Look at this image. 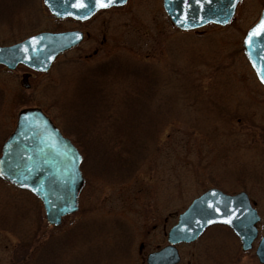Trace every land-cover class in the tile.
I'll list each match as a JSON object with an SVG mask.
<instances>
[{
    "label": "rangeland",
    "instance_id": "374dc122",
    "mask_svg": "<svg viewBox=\"0 0 264 264\" xmlns=\"http://www.w3.org/2000/svg\"><path fill=\"white\" fill-rule=\"evenodd\" d=\"M241 3L228 25L183 31L163 0H128L86 22L57 20L43 0H0V44L44 30L85 33L46 72L0 65V155L19 111L41 107L82 149L84 176L78 210L56 226L38 197L0 177V264H147L180 212L212 187L248 193L258 238L245 251L216 225L178 244L177 264H261L264 85L242 42L264 0ZM116 139L148 148L129 179L137 159L132 148L119 160Z\"/></svg>",
    "mask_w": 264,
    "mask_h": 264
},
{
    "label": "water",
    "instance_id": "95a60500",
    "mask_svg": "<svg viewBox=\"0 0 264 264\" xmlns=\"http://www.w3.org/2000/svg\"><path fill=\"white\" fill-rule=\"evenodd\" d=\"M115 3L123 6L127 3ZM241 0H163V6L172 22L182 30H192L208 23L226 25L232 19L236 5ZM45 6L56 18L87 20L91 14L74 8L76 0H48ZM110 6V7H112ZM108 7V8H110ZM104 9V8H103ZM70 13V14H67ZM86 18H81V16ZM264 15V9L260 17ZM259 17V19H260ZM244 53L259 81L264 85L258 69L264 72V33L245 44ZM79 34V38H77ZM83 32L75 30L41 31L18 42L0 45V64L15 69L19 64L40 72L50 69L62 52L78 45ZM83 156L73 141L65 136L50 117L39 107H28L18 113L14 131L3 143L0 156L1 177L13 184L31 190L43 203L46 219L59 225L64 216L77 211L78 194L84 182L81 170ZM22 185H27L22 186ZM212 204L213 208L208 205ZM219 208L216 212L214 209ZM235 215H232V214ZM231 216L232 222H223ZM261 216L245 191L226 193L212 187L192 200L179 214L177 222L169 229L164 247L147 255V264H177L181 257L177 245L194 242L212 225H226L238 236L243 250H250L258 237L257 223ZM214 221L209 223L208 221ZM255 254L264 264V234L259 239Z\"/></svg>",
    "mask_w": 264,
    "mask_h": 264
},
{
    "label": "snow or ice",
    "instance_id": "6c2138e0",
    "mask_svg": "<svg viewBox=\"0 0 264 264\" xmlns=\"http://www.w3.org/2000/svg\"><path fill=\"white\" fill-rule=\"evenodd\" d=\"M47 3L48 0H45ZM67 2V0H65ZM125 0H76L74 4H72V7L79 8L85 10L87 14H91V12L95 9H103L108 8L112 6L115 3H124ZM185 4L189 3V0H184ZM202 0H196L197 4H200ZM70 14V13H67ZM81 18H86V16H81ZM264 33V15H262L259 19V22L247 33L244 43L250 44L254 38L261 37V34ZM77 38H79V34H77ZM258 74L261 76L262 82H264V72H262L260 69H258ZM0 175H3L2 172H0ZM27 186V185H22ZM208 207L211 209L213 208L212 204H209ZM216 212H219V208L214 209ZM232 215H235L234 213ZM209 223H213L214 221L209 220ZM225 223H231L232 219L231 216L224 219Z\"/></svg>",
    "mask_w": 264,
    "mask_h": 264
},
{
    "label": "trees",
    "instance_id": "16d2710c",
    "mask_svg": "<svg viewBox=\"0 0 264 264\" xmlns=\"http://www.w3.org/2000/svg\"><path fill=\"white\" fill-rule=\"evenodd\" d=\"M149 87H151V85H149ZM145 90H146L147 93L150 92L149 89H145ZM194 90L199 92V90L197 88H195ZM178 93H182V92H178ZM116 138L121 140L120 136H117ZM117 139L114 142V151H113V153L115 154V156L117 158H119V160L122 159V157L125 158V156L127 154H131V150L133 148L134 155H135V157L137 159V161H132L130 163V165H129L127 178H126V179H129L134 174V172L137 171L139 169V167H141L142 160H145L144 158L145 157L147 158V156L149 155V154H146L148 148H147V145L145 144V142H143V141H141L138 144L135 140H131V139H128L129 140L128 142H121V141H119ZM80 150H82V149H80ZM112 150H113V147L107 148L108 152H110ZM85 154H84V156H85Z\"/></svg>",
    "mask_w": 264,
    "mask_h": 264
},
{
    "label": "flooded vegetation",
    "instance_id": "af4514ba",
    "mask_svg": "<svg viewBox=\"0 0 264 264\" xmlns=\"http://www.w3.org/2000/svg\"><path fill=\"white\" fill-rule=\"evenodd\" d=\"M241 2H242V1H241ZM241 2H240V3L237 5V7H236L235 15L238 13V11H239V7H241V4H242ZM263 8H264V5H263V7L261 8V11H262ZM261 11H260V13H259V16H260V14H261ZM259 16H258V17H259ZM258 17H257V19H258ZM257 19H256V20H257ZM256 20H255V21H256ZM255 21H254V22H255Z\"/></svg>",
    "mask_w": 264,
    "mask_h": 264
}]
</instances>
